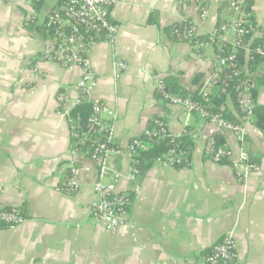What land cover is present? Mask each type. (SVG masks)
<instances>
[{"label":"crops","instance_id":"crops-1","mask_svg":"<svg viewBox=\"0 0 264 264\" xmlns=\"http://www.w3.org/2000/svg\"><path fill=\"white\" fill-rule=\"evenodd\" d=\"M112 1L118 33L113 42L88 46L96 76L87 99L117 114L112 143L123 152L108 160L121 174L115 189L134 198L127 222L109 232L91 215L97 167L71 147L64 113L76 104L81 70L39 59L47 39L32 28L57 0H43L39 8L29 0H0V208H21L25 215L21 224L0 228V264H197L230 231L237 264H264V131L251 127L239 144L232 131L156 97L165 77L190 93L198 87L195 76L214 71L212 47L197 52L165 28L187 18L205 35L225 19L227 0H189L186 7L177 0ZM249 2L251 38L264 43V0ZM116 60L126 64L117 78ZM255 105H264V85ZM227 108L235 113L229 100ZM154 117L173 135L187 130L194 143L190 164L154 162L131 184L125 147ZM214 135L235 157L243 148L257 170L240 177L242 167L207 158ZM71 163L80 184L75 193L60 189Z\"/></svg>","mask_w":264,"mask_h":264},{"label":"built area","instance_id":"built-area-1","mask_svg":"<svg viewBox=\"0 0 264 264\" xmlns=\"http://www.w3.org/2000/svg\"><path fill=\"white\" fill-rule=\"evenodd\" d=\"M188 1L177 0V4L180 7H186ZM112 4V0H65L62 5L46 16L45 25L53 29V35L42 46L39 59L44 62H55L68 68L73 66L80 68L81 74L76 83L79 92L76 103L79 102L82 95L88 98L91 82L96 76L88 56L89 44L98 40L113 42L118 33V26L110 15ZM245 5L246 0H227L225 19L206 33V40H195L199 36L198 28L192 22L177 26L172 31V34L179 40L191 43L197 52L207 47H212L214 50V71L202 79L198 88V94L202 97L212 94L214 89H217L218 93H227L223 82L217 84L222 68H231L233 75L244 73V78L235 86L237 106L241 112L238 123L226 120L220 113L209 111L204 105L192 101L188 96L167 93L160 82L157 84V91L161 92L163 100L167 103L181 105L185 108L187 115L196 114L202 121L215 122L222 128L232 131L239 144L244 142L249 129L255 126L253 91L258 87L255 78L264 72V43L255 46L252 50L249 48L254 26L247 20ZM205 16V9L200 7V17L203 19ZM185 19L183 18L179 23ZM86 34L90 35L89 41H85ZM246 35H250L248 41H244ZM192 40L194 41L192 42ZM225 46L228 47V53L225 56L220 55L219 52ZM240 46L244 48L247 59L252 58L251 51L263 58L254 70L249 71L243 66H237L235 53ZM113 66L115 78L126 68V64L122 60H116ZM64 107V113L68 118L70 109L67 105ZM116 119L117 114L113 109L98 104H94L92 115L89 118V131L102 133L103 136V139L93 138L88 149V157L97 167V178L93 183L95 202L91 208V215L96 221L103 223L109 232L116 231L127 222L128 209L131 204L129 193L119 192L115 189L121 174L113 168L108 160L110 155L123 152L112 143V129ZM158 125L157 131L145 129L143 134L146 137L165 136L166 125L164 122H159ZM144 148H146V142L139 136L131 139L125 147L124 151L130 161L126 178L131 184L138 182L139 171L135 166V156L139 150ZM71 153L76 154L74 149H71ZM204 155L214 161L226 159L235 169L242 167L243 171L239 173L240 177L258 168L255 163L249 161L248 154L243 148L239 149L238 155L235 157L226 144L216 147L212 139L209 140ZM155 162L174 166L187 162V157L183 151L176 152L175 149H170ZM79 185L78 170L71 163L68 168L67 180L60 189L67 193H75L79 189ZM134 191H137V188ZM24 220L25 217L22 214L0 208V224L16 226ZM237 258L236 240L233 231H230L212 246L211 250L197 264H237Z\"/></svg>","mask_w":264,"mask_h":264},{"label":"trees","instance_id":"trees-1","mask_svg":"<svg viewBox=\"0 0 264 264\" xmlns=\"http://www.w3.org/2000/svg\"><path fill=\"white\" fill-rule=\"evenodd\" d=\"M42 1L43 0H32L31 2L35 8H39ZM64 1L65 0H57V6H55L53 10H55L57 7L62 5ZM53 10H51L49 13H51ZM245 12L247 14V20L253 26H255L252 16L251 4L249 0H246ZM46 16L39 24H37V26H34L32 28L37 32L41 33L48 40L53 35V29L45 25ZM187 22H190L189 19L187 18L181 23L176 22L171 26L165 28V31L171 37V39L179 40L177 36L172 34V31L175 27L183 26ZM89 37L90 35L86 34L85 41H89L90 39ZM206 39H207V35L205 34V35H199L198 37H196L195 40L203 41ZM248 39H250V35H246L244 37V41H248ZM193 41L194 40H192V42ZM262 43L263 42L259 39L251 38L249 42V48L252 50L255 46L260 45ZM219 53L220 55L225 56L228 53V47L225 46L224 49ZM250 55L252 58L247 59L244 48L242 46L238 47L235 53V60L237 66L238 67L243 66L244 69L247 68L249 71L254 70L258 66V64L263 60V58L260 57L258 54L254 53L253 51H251ZM243 78H244L243 72L239 75H233V71L231 68H222L219 74V80L217 84L223 82L225 84L227 93H218L217 89H214L213 93L208 95L207 97H202L200 94H198V88L201 80L203 79V77L201 78L200 74L195 76V78L193 79V82L198 83L197 89L190 93L183 91L181 87L178 85L177 81L172 76L163 78L160 81V83L162 84L165 92L170 94L188 96L192 101L204 105L209 111L214 113H220L222 117L225 118L226 120L233 123H238L240 120L241 112L237 106L235 86ZM255 81L257 82L258 86L264 85V72L260 76L256 77ZM256 91L257 89L253 91L254 103H255ZM156 97L159 100H163L161 92L159 91L156 92ZM227 100L232 102L235 111L234 114L227 108ZM163 101L166 102L165 100ZM93 107L94 104L90 102L86 97H84V95H82V97L79 99V102H77L69 110L68 113L71 147L74 148L78 153H86L87 156H89L88 149L92 139L96 137L99 139H103L102 133H96V132L91 133L89 131V118L92 115ZM253 112L255 115L254 125L260 130L264 131V105H254ZM159 122H163V120L157 117L151 118L148 122L146 129L157 131L159 128L158 125ZM139 137L146 142V148L139 150L135 156L136 159L135 166L139 171L137 174V181L142 177L144 171L149 166H151V164L155 162V160L165 155L170 149H175L176 152L183 151L185 156L187 157V162L174 165L175 167H186L190 164L194 143H193V139L188 134L187 130H185L181 135H173L167 129L166 135L163 137L157 135L146 137L144 134L140 135ZM211 139L214 140L216 147L222 146L224 144L223 139L220 135H214L211 137ZM248 157L250 162L255 163L258 166L257 162L254 161L249 156V154ZM217 162L231 165L228 160L223 158L218 160ZM129 196L131 198V203H132L134 194L129 192ZM3 209L16 211L25 217L24 210L21 208L5 207ZM3 227H9V226L5 224H0V228Z\"/></svg>","mask_w":264,"mask_h":264}]
</instances>
